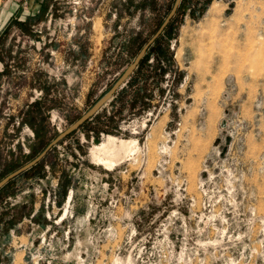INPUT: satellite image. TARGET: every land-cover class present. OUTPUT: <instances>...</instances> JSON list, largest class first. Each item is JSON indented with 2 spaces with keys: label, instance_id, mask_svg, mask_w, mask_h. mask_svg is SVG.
I'll use <instances>...</instances> for the list:
<instances>
[{
  "label": "rangeland",
  "instance_id": "obj_1",
  "mask_svg": "<svg viewBox=\"0 0 264 264\" xmlns=\"http://www.w3.org/2000/svg\"><path fill=\"white\" fill-rule=\"evenodd\" d=\"M174 3L0 2V181L115 86ZM179 7L114 98L4 186L0 264H264V0ZM110 137L124 150L105 166L91 152Z\"/></svg>",
  "mask_w": 264,
  "mask_h": 264
},
{
  "label": "water",
  "instance_id": "obj_2",
  "mask_svg": "<svg viewBox=\"0 0 264 264\" xmlns=\"http://www.w3.org/2000/svg\"><path fill=\"white\" fill-rule=\"evenodd\" d=\"M180 3H181V0H175L174 5L172 6L173 8L170 14L167 16L163 26L159 28L156 34L154 35V37L149 42H147V44L143 46L142 51L139 54V56L136 57L134 62L130 64V67L127 69V71L124 72V74L116 82L115 86H113L110 89V91L103 96L101 100H99L93 107H91V109L89 110L87 114L83 115L79 120H76L75 124H73L69 129H66L61 134H59L56 137V139L51 144L48 145V147L45 149V151H43V153L39 157H36L33 161H31L24 167L22 166L20 170H18L15 173L7 175L6 178L0 181V189L4 187L5 185H7V183L13 180L14 178L20 176L21 173H25L31 170L32 168H34L37 163H39L43 158L46 157L49 149L53 148L55 145L62 142L64 138H67L69 135L74 133L77 129H80L81 127H83V125H85L91 117L93 118L96 114H98L103 109V106L114 98V96L117 94L116 93L117 90L121 89L128 82L130 75L134 71H136V69L139 67L140 65L139 63L143 59V56H145V54L148 52V49L154 44V42L157 41V39L160 37L159 35L162 34L164 29L168 27V25L170 24V19L174 17V15L178 12L180 8L179 7Z\"/></svg>",
  "mask_w": 264,
  "mask_h": 264
},
{
  "label": "bare ground",
  "instance_id": "obj_3",
  "mask_svg": "<svg viewBox=\"0 0 264 264\" xmlns=\"http://www.w3.org/2000/svg\"><path fill=\"white\" fill-rule=\"evenodd\" d=\"M123 150L124 145L118 144L117 139L110 137L106 143L94 146L91 154L100 164L113 166L118 162L115 157H117ZM105 154L109 156H106Z\"/></svg>",
  "mask_w": 264,
  "mask_h": 264
},
{
  "label": "crops",
  "instance_id": "obj_4",
  "mask_svg": "<svg viewBox=\"0 0 264 264\" xmlns=\"http://www.w3.org/2000/svg\"><path fill=\"white\" fill-rule=\"evenodd\" d=\"M2 0H0V2H1ZM15 12V9L12 11V15H10V17H12L13 16V13ZM2 16L3 15H0V26L2 27V25L4 24V23H6V19H2ZM7 20H8V18H7Z\"/></svg>",
  "mask_w": 264,
  "mask_h": 264
},
{
  "label": "trees",
  "instance_id": "obj_5",
  "mask_svg": "<svg viewBox=\"0 0 264 264\" xmlns=\"http://www.w3.org/2000/svg\"><path fill=\"white\" fill-rule=\"evenodd\" d=\"M130 1V0H129ZM28 21V20H27ZM85 125H83V127H84ZM6 187V186H5ZM4 187H2L1 189H0V192L2 191V189H3Z\"/></svg>",
  "mask_w": 264,
  "mask_h": 264
}]
</instances>
